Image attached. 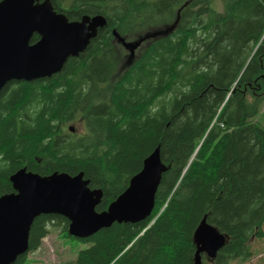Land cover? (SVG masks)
Instances as JSON below:
<instances>
[{"label":"trees","instance_id":"obj_1","mask_svg":"<svg viewBox=\"0 0 264 264\" xmlns=\"http://www.w3.org/2000/svg\"><path fill=\"white\" fill-rule=\"evenodd\" d=\"M51 2L70 21L102 15L107 25L61 72L0 93V197L14 192L10 178L24 167L84 172L103 191L102 212L158 146L167 168L146 220L78 239L68 219L42 215L29 253L53 226L81 245L67 264H195L206 216L228 241L202 263L250 262L251 241L264 238V0ZM179 12L174 32L145 42L127 67L112 31L135 40ZM71 123L83 131L71 133Z\"/></svg>","mask_w":264,"mask_h":264},{"label":"water","instance_id":"obj_2","mask_svg":"<svg viewBox=\"0 0 264 264\" xmlns=\"http://www.w3.org/2000/svg\"><path fill=\"white\" fill-rule=\"evenodd\" d=\"M179 18L180 12L172 25L132 41L114 29L115 40L129 52L126 66L133 64L136 50L145 41L173 33ZM106 25L102 15L70 21L54 9L51 0H0V93L10 82H32L61 72L69 58L84 53ZM35 35L39 39L32 42ZM69 130L75 131L73 127ZM166 168L158 146L128 188L102 212L97 207L103 191L92 189L84 172L42 176L25 167L20 169L10 178L14 192L0 197V264H16L29 253L32 225L42 215L65 217L69 220L68 234L78 239H88L115 223L146 220L154 210ZM194 241L195 264H203L201 255L215 259L228 237L205 216Z\"/></svg>","mask_w":264,"mask_h":264},{"label":"rangeland","instance_id":"obj_3","mask_svg":"<svg viewBox=\"0 0 264 264\" xmlns=\"http://www.w3.org/2000/svg\"><path fill=\"white\" fill-rule=\"evenodd\" d=\"M130 39L129 41H132ZM115 42H117L115 40ZM126 56L124 59L127 60L129 52L123 53ZM264 108L262 109V112ZM68 127H75L74 132L78 134L83 131L80 123H71ZM71 132V133H74ZM81 245L77 246L61 234V230L58 227L50 226L49 235L44 238L41 242V246L34 252H30L27 255L26 264H67L68 261L74 259L77 251ZM250 250L253 257L250 262L246 264H264V238L253 239L250 243ZM231 264H240L235 261Z\"/></svg>","mask_w":264,"mask_h":264},{"label":"flooded vegetation","instance_id":"obj_4","mask_svg":"<svg viewBox=\"0 0 264 264\" xmlns=\"http://www.w3.org/2000/svg\"><path fill=\"white\" fill-rule=\"evenodd\" d=\"M101 30V29H100ZM112 34H113V31H112ZM113 42H115V41H113ZM119 47H122V49H123V53H125V51L127 52L128 50L123 46V44H121V43H119V42H115ZM144 46H141V47H139L138 49H137V51H136V53H137V55H138V53H139V51L143 48ZM137 55H136V57H137ZM129 56V55H128ZM126 56H124L123 55V58H125Z\"/></svg>","mask_w":264,"mask_h":264}]
</instances>
